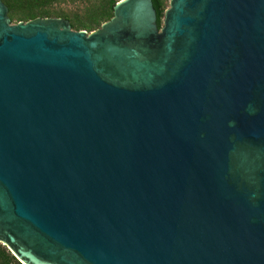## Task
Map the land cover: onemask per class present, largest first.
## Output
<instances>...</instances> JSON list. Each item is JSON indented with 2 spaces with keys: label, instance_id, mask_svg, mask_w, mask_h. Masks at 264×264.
<instances>
[{
  "label": "water",
  "instance_id": "water-1",
  "mask_svg": "<svg viewBox=\"0 0 264 264\" xmlns=\"http://www.w3.org/2000/svg\"><path fill=\"white\" fill-rule=\"evenodd\" d=\"M0 243L23 264H264V0H0Z\"/></svg>",
  "mask_w": 264,
  "mask_h": 264
},
{
  "label": "trees",
  "instance_id": "trees-1",
  "mask_svg": "<svg viewBox=\"0 0 264 264\" xmlns=\"http://www.w3.org/2000/svg\"><path fill=\"white\" fill-rule=\"evenodd\" d=\"M9 7L13 22L29 21L38 17H63L73 29L94 31L111 20L115 6L121 0H3ZM171 0H153L158 24L163 25ZM0 264H23L6 245L0 243Z\"/></svg>",
  "mask_w": 264,
  "mask_h": 264
},
{
  "label": "rangeland",
  "instance_id": "rangeland-1",
  "mask_svg": "<svg viewBox=\"0 0 264 264\" xmlns=\"http://www.w3.org/2000/svg\"><path fill=\"white\" fill-rule=\"evenodd\" d=\"M14 23H17V22H14ZM89 32V31H88ZM8 248V247H7ZM9 249V248H8ZM10 250V249H9ZM11 251V250H10Z\"/></svg>",
  "mask_w": 264,
  "mask_h": 264
}]
</instances>
